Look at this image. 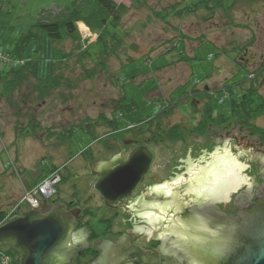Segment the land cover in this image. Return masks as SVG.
I'll list each match as a JSON object with an SVG mask.
<instances>
[{"label":"rangeland","instance_id":"rangeland-1","mask_svg":"<svg viewBox=\"0 0 264 264\" xmlns=\"http://www.w3.org/2000/svg\"><path fill=\"white\" fill-rule=\"evenodd\" d=\"M72 1L0 0V49L12 58L0 61V210L55 167L63 168L57 198L93 196L91 174L83 175L90 173V158L110 160L121 152L126 159L135 136L155 154L144 186L171 180L172 172L186 169L174 165L183 155L181 146L186 156L195 144L189 135L205 134L198 128L202 118L206 125L217 124L219 114H226L230 119L222 125L232 122L228 128L237 119L247 122L244 116L230 117L226 92L238 97L256 80L254 87L264 97V71L253 76L264 61V0H208L205 5L200 0H113L125 6L119 19L107 17L106 25L90 33L81 26L84 21L78 22L81 41L69 36L53 41L39 22L65 18ZM91 1L78 0L89 10ZM170 103L165 116L161 109ZM153 116L157 121L150 127L146 121ZM159 120L164 130H158ZM252 123L264 127V115ZM177 124L184 126L174 130L181 138H169ZM172 146L177 155L169 153ZM209 146L212 142L200 149ZM191 150L195 158L202 154ZM249 162L255 168L251 177L261 176L255 173L259 162ZM143 189H137L135 200ZM96 204L101 205L93 199V209Z\"/></svg>","mask_w":264,"mask_h":264},{"label":"water","instance_id":"water-1","mask_svg":"<svg viewBox=\"0 0 264 264\" xmlns=\"http://www.w3.org/2000/svg\"><path fill=\"white\" fill-rule=\"evenodd\" d=\"M241 122L242 120L238 119L235 121L238 124ZM230 123L224 124L225 128ZM196 135L198 136L197 133ZM230 140L229 138L213 140V146H209L210 149H200V147L208 146L210 141L206 145L207 140L204 137L197 139L194 145L189 146L186 156H184L186 149L182 145L183 155L175 162L174 167L181 169L187 163L185 171L180 174L175 172V177L172 172V176H169L171 180L164 179L161 183L149 185V189L152 186V189L169 195L173 194L175 188L179 186L183 188L184 184H188L189 187L183 190L192 192L194 196L199 194L200 197V194L206 192V200L200 199L196 202L195 197H190V204V200L189 202L186 200L189 198L183 196V198H170L164 205H159L157 202L147 205L148 220L151 223H157L156 228L150 231L158 230L159 222L165 223L163 225L165 237L178 241L174 243L186 248L187 254L194 256L192 264H227L226 260L234 245L246 243L250 249L237 256L234 264H264V202L256 207L255 212L242 213L236 217L222 216L208 209L213 218H207L202 216L197 209L202 204H215L217 199L227 197L228 193L233 190L237 193L240 189L239 194H244L241 191H244L247 186L251 188L256 176L253 174L251 177L250 175L255 168L249 160L254 159L259 162V169L255 166L260 172L255 173L261 174L260 178L264 179V150L254 149L249 156L245 153L246 147L241 150V145H234V141L230 142ZM194 147L197 153L202 151L198 158H195L196 154L191 150ZM232 147L236 151L232 150ZM176 151L173 148L169 150V153L177 155ZM120 153L110 160L90 158V173L95 177L90 184L100 192L102 199L107 203H118L128 197L148 173L154 157L152 150L144 145L135 147L126 159H123ZM172 169L169 170L172 171ZM246 169L249 174L245 173ZM185 174L191 177L186 179ZM83 175H89V173ZM250 179L252 180L249 181ZM179 182L181 184H176ZM238 186L240 188L237 189ZM242 187L244 189H241ZM146 188L147 185L141 194L147 191ZM139 197L135 202H138ZM92 198L93 196H88L82 202L83 205L88 204ZM144 199L148 200L146 197ZM41 202L29 209L22 208L20 217L7 219L0 226V245L17 243V247H20L25 254L22 264L67 263L71 254L78 251L83 242H88L87 238L80 230L74 231V221H68L65 215L58 213L59 209L51 211L53 205H48L46 199H44L45 204L38 208ZM195 204L197 205L193 212L181 214L187 205L194 206ZM169 212L171 213L167 216ZM166 217L168 219L165 221ZM253 217H255V222Z\"/></svg>","mask_w":264,"mask_h":264},{"label":"flooded vegetation","instance_id":"flooded-vegetation-1","mask_svg":"<svg viewBox=\"0 0 264 264\" xmlns=\"http://www.w3.org/2000/svg\"><path fill=\"white\" fill-rule=\"evenodd\" d=\"M44 103L45 101L43 100L39 102V105ZM36 110L37 107H35L32 112ZM29 119H32L31 122L35 121L34 117H29ZM20 124L21 122H18L17 127H20ZM155 133H153V136ZM189 137L193 138L192 142L197 139H203V137L210 142L229 138L241 145L242 148L246 147L245 150L248 153H252L254 149L264 150V132H255L252 128L242 124L239 125L238 123L231 125L229 128H225L224 125L218 126L217 124H209L204 136L202 134L197 136L196 133L192 132ZM152 138L154 139V137ZM132 141L135 142V147L147 145L146 143L136 142L139 141L136 137L132 138ZM132 141L130 143H132ZM153 155L154 160L155 154L153 153ZM247 155L250 156L251 154ZM101 157L103 158V156L94 157L93 160L101 159ZM252 162L254 163L255 161ZM152 165L153 162L151 166ZM184 166H187V163ZM150 168L133 192L118 203H107L102 199L100 192L95 189L92 192L93 199H98L101 203V205L96 204L95 209L91 206V201L93 199L86 205L82 203L84 199L76 201L61 199L60 197L52 198L46 202L48 205H53L51 211L59 209L58 213L65 215L68 221H74V231L80 230L88 241L83 242L78 251L71 254L67 263L64 264H192L194 256L187 254L186 248H182L174 243L178 241L169 240L165 237L163 223H160L158 230L154 229L150 231V229L154 228L153 226H157V223H151L148 220L147 216L149 210L147 205L152 204V202L164 205L170 198H183V196L188 197L189 200L190 197H195L197 199L196 202H198L200 199L206 200V192L200 194V197L199 194L194 196L192 192L183 190L189 187L188 184H184L183 188H181V186L175 188L172 195L147 188L148 191H144L140 201L135 202V192L139 187H145V177L149 174ZM91 177L92 180H94L95 177L93 175H91ZM238 188H240V186H238L237 189ZM145 197L148 200H145ZM158 197L159 199H156ZM262 202H264V181L260 180V176H257L251 188H249V186L245 188L244 194H235L233 190L228 193L227 197L217 199L216 205L202 204L199 205L197 209L202 216L207 218H213L210 212L214 211L222 216L236 217L240 216L242 213L255 212V209H257L256 207L263 204ZM190 203L191 200L189 204ZM43 204H45V202H42L38 208L42 207ZM196 205L197 204L194 206L187 205L181 214L193 212ZM226 206L230 207V210L227 209ZM23 208L29 209L32 207L25 205ZM79 208L81 209L80 212ZM208 209L212 211L209 212ZM20 212L21 210L13 214L11 218L15 216L20 217ZM142 213L145 214L143 215ZM253 218L255 222V217ZM93 220L96 222H93ZM4 222L5 221H3L0 226ZM0 247L11 252L10 254L15 264H22L25 254L20 247H17V243L2 244ZM249 249L250 246H248L247 243L234 245L230 256L226 260L227 264H234L237 256L242 255Z\"/></svg>","mask_w":264,"mask_h":264},{"label":"trees","instance_id":"trees-1","mask_svg":"<svg viewBox=\"0 0 264 264\" xmlns=\"http://www.w3.org/2000/svg\"><path fill=\"white\" fill-rule=\"evenodd\" d=\"M132 1H134V0H132ZM72 2H73V7H72V9H70V12L68 13V15L65 18H63V19L58 18V19H54L51 21H40L39 22V26L44 31H46V33L52 38L53 41H60L61 42L64 39V37H68V36L73 37V38H77L80 40L81 36H80V33L78 31V27H77V23L79 21H84L90 27L91 30H96L97 28L100 29L104 25H106L105 21H106L107 17L119 19L120 15L123 13V9L125 8L124 5H122V4L117 5L113 0H93V2L91 1L92 4L94 3L92 10H89L86 8L83 9L82 5H79L78 0H74ZM207 2H208V0H200L199 5H205V4H207ZM98 17H100L101 19H100V22L96 23V20H97L96 18H98ZM89 45H91V44H89ZM88 46L87 47L83 46V50L88 51V49H87ZM244 51H247V47H244ZM13 60H15V57H13ZM263 62L261 64L259 70L256 72V74L253 75L254 77L257 74L258 75L262 74V72L264 71ZM254 79H256V78H254ZM242 83L243 82H241L240 84H242ZM256 83H257V81L254 80L253 87H251L249 92L243 91L239 95L236 94V95H238V97H234V95H232L230 92H226L225 96L230 97V99H231L230 117L231 116L232 117L244 116L246 121H247L244 124L245 126L252 128V130H254L255 132L263 133L264 127L256 126L252 123V121L254 119H257L258 116L264 115V97L254 87ZM228 91H230V90H228ZM172 105H173V103H170L167 106L162 107L161 113L165 114V116H166L168 113V108L171 109ZM211 108L213 109L212 105H211ZM206 114H208V110H207ZM167 116H169V115H167ZM219 116H221V119L219 120V123L221 122V124L217 123V125H222L223 122H225V120L230 119L226 114H224V115L219 114ZM156 117L157 116L150 117L149 120L146 121L147 124L150 125V127L152 125V124H150L151 122L153 123V122L157 121V120H155ZM204 118H206V117H204ZM204 118H202V122L198 128L200 129V128L204 127L206 130L208 128L209 124H211V123H208V125H206V123L204 124L203 123ZM157 125H158L157 126L158 130H161V129L164 130V128L161 124V120H159L157 122ZM135 127H136V125H135ZM183 127L184 126H182L181 124L175 125L171 129L173 131L167 133L168 137L174 138V139L181 138V136H182L181 133L180 132L175 133V131L183 130L184 129ZM146 130L150 131L152 129H146ZM130 131H132V130H130ZM136 131H138V130H136ZM197 131H201V130H197ZM141 132H142V130H141ZM62 180H63V178H62ZM6 213H7L6 210H0V224L3 222ZM3 249L4 248L0 247V250H3ZM5 250L7 252L11 253L9 250H7V249H5Z\"/></svg>","mask_w":264,"mask_h":264},{"label":"built area","instance_id":"built-area-1","mask_svg":"<svg viewBox=\"0 0 264 264\" xmlns=\"http://www.w3.org/2000/svg\"><path fill=\"white\" fill-rule=\"evenodd\" d=\"M86 32L90 33L88 29ZM9 60H11L10 56L5 54L0 49V61L6 63ZM60 180H61V175L59 173V169H57L54 170L52 173H50L47 177H45L40 184L34 186L31 189L26 190L24 194L21 196V198L14 204V206L8 212V214L5 217V220L7 218H10L16 212H18L20 206L21 207L25 205L37 206L39 202L43 201L44 199L49 200L53 198L57 192V184L60 182ZM0 264H14V263L12 257L8 253L0 251Z\"/></svg>","mask_w":264,"mask_h":264},{"label":"bare ground","instance_id":"bare-ground-1","mask_svg":"<svg viewBox=\"0 0 264 264\" xmlns=\"http://www.w3.org/2000/svg\"><path fill=\"white\" fill-rule=\"evenodd\" d=\"M81 26H82L83 28H86V27L84 26V24H82ZM84 30L87 31V29H84ZM164 188H165V187H164Z\"/></svg>","mask_w":264,"mask_h":264}]
</instances>
